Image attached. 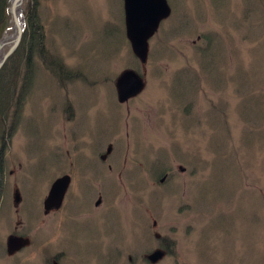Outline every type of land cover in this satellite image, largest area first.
Here are the masks:
<instances>
[{
  "label": "rangeland",
  "instance_id": "rangeland-1",
  "mask_svg": "<svg viewBox=\"0 0 264 264\" xmlns=\"http://www.w3.org/2000/svg\"><path fill=\"white\" fill-rule=\"evenodd\" d=\"M167 2L142 63L123 0H38L50 65L34 52L21 116L0 140V264L58 253L61 264H264V0ZM21 8L26 25L31 0ZM10 13L0 41L16 35ZM25 54L8 72L19 60L28 72ZM127 69L143 87L119 101ZM63 173L62 211L45 214ZM61 216L74 221L59 233ZM12 232L31 244L8 255ZM162 239L167 255L146 261Z\"/></svg>",
  "mask_w": 264,
  "mask_h": 264
},
{
  "label": "water",
  "instance_id": "water-1",
  "mask_svg": "<svg viewBox=\"0 0 264 264\" xmlns=\"http://www.w3.org/2000/svg\"><path fill=\"white\" fill-rule=\"evenodd\" d=\"M124 1V21L125 33L130 42L132 52L138 59L144 63L148 56V40L158 29L160 22L167 18L171 12L170 5L167 0H123ZM23 0H10L11 11L15 21L14 29L16 35L10 40L6 37L0 41V68L4 64L7 57L13 53L21 39L25 20L23 10L21 8ZM12 41V46L2 55L3 45ZM117 95L119 101H124L129 95L137 93L143 87L141 76L133 69L124 70L116 80ZM70 184V176L64 174L56 178L51 184L46 197L43 199V208L48 212L51 208H58L64 198L65 192ZM14 201H20L21 196L18 189L14 190ZM101 201L99 197L96 201ZM27 239L22 236L10 235L7 240V249L12 252L24 244ZM162 256L160 250H155L148 255L152 261Z\"/></svg>",
  "mask_w": 264,
  "mask_h": 264
},
{
  "label": "trees",
  "instance_id": "trees-1",
  "mask_svg": "<svg viewBox=\"0 0 264 264\" xmlns=\"http://www.w3.org/2000/svg\"><path fill=\"white\" fill-rule=\"evenodd\" d=\"M38 4V0H31V7L34 9V14H30V11L26 15V25L21 37L20 44L14 51V53L7 59L8 62L0 69V140L2 142L7 141L6 138L12 135L11 129L15 126V123L19 115L21 116L22 106H24V97L28 88H18L19 81L25 82L28 86L31 85L33 81V74L31 75V61L33 59L34 52H37V55L42 58L43 64L46 66L50 65V58L45 54V42H44V31L43 27L40 23L39 17L36 12V6ZM11 24V13H10V4L8 0H0V39L2 38L4 31ZM28 29L29 34H26V30ZM20 47L26 49L25 57L23 58V62L27 63L26 69L29 68L28 72H22V63L19 60L16 62L15 66L11 70L6 69L9 61L18 55L20 51ZM60 64V63H59ZM64 63L60 64L62 69L61 72H66V67L63 66ZM30 65V66H29ZM59 73V72H57ZM23 75V76H22ZM77 74L73 73V76ZM70 77V74H68ZM64 77V76H63ZM68 78V77H67ZM72 111V109H70ZM2 112V113H1ZM4 116H3V115ZM8 114L10 116H8ZM7 115V117H6ZM19 119V118H18ZM3 145V144H2ZM3 174H0V186L2 181ZM1 191V188H0ZM1 197V195H0ZM165 245H169V242H163ZM170 249V248H168Z\"/></svg>",
  "mask_w": 264,
  "mask_h": 264
},
{
  "label": "flooded vegetation",
  "instance_id": "flooded-vegetation-1",
  "mask_svg": "<svg viewBox=\"0 0 264 264\" xmlns=\"http://www.w3.org/2000/svg\"><path fill=\"white\" fill-rule=\"evenodd\" d=\"M163 21V20H162ZM162 23V22H161ZM64 174H68L69 176H70V184H69V186H68V188H67V190H66V192H65V195H64V198H63V201H62V203H61V205L58 207V208H51L50 210H48V212H45L44 211V208H43V205H42V212L43 213H45V214H49V213H53V214H51V216H54V213H56V212H59V211H62V206H63V204H64V202H65V200H66V197H67V192H68V190H69V188H70V186H71V182H72V175L70 174V173H63V174H61L60 176H62V175H64ZM60 176H57V178L58 177H60ZM56 179V178H55ZM54 179V180H55ZM53 180V181H54ZM53 181H52V183H53ZM51 183V184H52ZM51 186V185H50ZM50 188V187H49ZM49 190V189H48ZM67 218H73V217H67ZM66 217H64V216H61L60 218H59V221H57V226L59 227V229H60V231H59V233H61V231H62V229H64L65 227H66V221H65V219H67ZM73 220V219H72ZM74 221V220H73ZM67 229L69 230V227L67 226ZM10 235H16V236H22V237H24V238H26V236L27 235H25V234H22V233H18V232H12V233H10V234H8L7 235V237H6V252L8 253V255H13V254H16L17 252H19L20 250H22L23 249V247L25 248V246L26 245H30L31 244V240L29 239H27V242H26V244H24L23 246H21L20 248H18V249H16V250H14V251H12V252H9L8 251V249H7V240H8V237L10 236ZM67 243H69V241L67 240V239H65V240H63V248H61L62 250H65V247H66V249H67V251H69L70 253H72V249H71V247H70V245H68ZM158 247H160V248H155V249H153L152 251H154V250H160L161 252H162V256H161V258H163L165 255H167V252H169V247L167 246V245H165L164 243H162L161 244V246H158ZM151 251V252H152ZM150 252V253H151ZM149 253V254H150ZM72 255V254H71ZM47 257H48V259H46V264H61V258L63 257V254L62 253H58V254H55V256L54 255H52V257L51 256H49L48 254H47ZM161 258H159L158 259V261L161 259ZM144 259L146 260V261H148V262H150V263H156V262H154V261H152L151 259H149L148 258V254H146V255H144ZM152 261V262H151Z\"/></svg>",
  "mask_w": 264,
  "mask_h": 264
}]
</instances>
